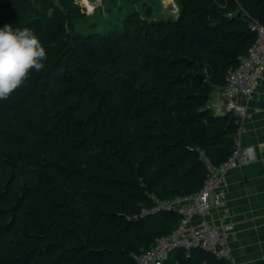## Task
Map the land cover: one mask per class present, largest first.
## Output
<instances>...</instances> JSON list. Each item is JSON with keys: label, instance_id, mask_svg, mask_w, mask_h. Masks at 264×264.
Here are the masks:
<instances>
[{"label": "trees", "instance_id": "1", "mask_svg": "<svg viewBox=\"0 0 264 264\" xmlns=\"http://www.w3.org/2000/svg\"><path fill=\"white\" fill-rule=\"evenodd\" d=\"M177 5L83 32L77 0H0V28H29L47 56L0 100V264H137L182 221L158 203L198 193L232 156L237 117L211 106L264 0ZM163 264L230 263L199 247Z\"/></svg>", "mask_w": 264, "mask_h": 264}, {"label": "built area", "instance_id": "2", "mask_svg": "<svg viewBox=\"0 0 264 264\" xmlns=\"http://www.w3.org/2000/svg\"><path fill=\"white\" fill-rule=\"evenodd\" d=\"M252 28L257 32L255 44L249 54L242 58L238 68L229 73L226 86L211 106L217 114L233 113L237 117L240 129L233 154L221 167L209 166L210 176L198 193L158 203L153 212L178 210L182 221L170 235L157 239L151 249L138 256L137 264H163L169 253L175 249H185L189 253L191 249L199 247L233 264L224 232L206 221L197 227H191L190 224L195 216L205 218L214 207L221 206L222 195L219 193V186L227 172L250 164L256 157L253 147H243L240 143L248 115L247 107L241 103L240 98L247 99L254 93L264 69V25L254 24Z\"/></svg>", "mask_w": 264, "mask_h": 264}, {"label": "crops", "instance_id": "3", "mask_svg": "<svg viewBox=\"0 0 264 264\" xmlns=\"http://www.w3.org/2000/svg\"><path fill=\"white\" fill-rule=\"evenodd\" d=\"M240 101L249 114L240 143L253 147L256 158L227 172L219 187L223 206L205 218L195 216L190 226L206 221L224 232L233 264H264V69L251 99Z\"/></svg>", "mask_w": 264, "mask_h": 264}, {"label": "clouds", "instance_id": "4", "mask_svg": "<svg viewBox=\"0 0 264 264\" xmlns=\"http://www.w3.org/2000/svg\"><path fill=\"white\" fill-rule=\"evenodd\" d=\"M47 59L46 50L29 28L13 29L12 24L0 28V100H6L40 72Z\"/></svg>", "mask_w": 264, "mask_h": 264}, {"label": "rangeland", "instance_id": "5", "mask_svg": "<svg viewBox=\"0 0 264 264\" xmlns=\"http://www.w3.org/2000/svg\"><path fill=\"white\" fill-rule=\"evenodd\" d=\"M77 2L85 9L87 15L85 21L77 24L83 32H87L93 24H97L98 28L114 27L126 14L134 11L139 12L142 16L151 11L152 16L156 18L175 15L178 10L177 0H170V2H167V0H144V3L136 7L131 6L127 0H77ZM252 95L247 99H251ZM248 117L249 114L245 119V123ZM219 193L222 195L221 206H223V194L220 188ZM221 206L214 208H220Z\"/></svg>", "mask_w": 264, "mask_h": 264}, {"label": "bare ground", "instance_id": "6", "mask_svg": "<svg viewBox=\"0 0 264 264\" xmlns=\"http://www.w3.org/2000/svg\"><path fill=\"white\" fill-rule=\"evenodd\" d=\"M167 2H170V0H167Z\"/></svg>", "mask_w": 264, "mask_h": 264}]
</instances>
